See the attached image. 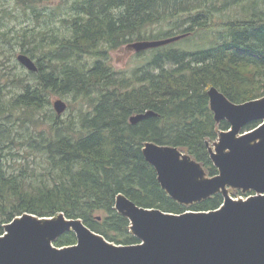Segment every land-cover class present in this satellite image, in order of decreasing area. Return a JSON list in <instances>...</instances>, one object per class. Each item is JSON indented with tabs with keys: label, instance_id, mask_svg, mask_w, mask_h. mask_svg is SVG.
Instances as JSON below:
<instances>
[{
	"label": "trees",
	"instance_id": "obj_1",
	"mask_svg": "<svg viewBox=\"0 0 264 264\" xmlns=\"http://www.w3.org/2000/svg\"><path fill=\"white\" fill-rule=\"evenodd\" d=\"M7 1L0 0V235L23 213H63L110 242L133 244L139 240L129 220L114 209L118 193L173 213L220 206L219 193L189 206L170 198L142 147H178L209 176L218 173L207 143L229 123L214 120L207 89L217 87L234 103L264 95V0H61L55 7L12 0L31 25ZM198 33L213 35L208 46L156 48L131 74L106 59L107 49L133 41ZM18 53L37 70L20 65ZM55 94L79 105L58 115ZM149 110L156 115L129 122ZM74 243L69 231L54 245Z\"/></svg>",
	"mask_w": 264,
	"mask_h": 264
},
{
	"label": "water",
	"instance_id": "obj_2",
	"mask_svg": "<svg viewBox=\"0 0 264 264\" xmlns=\"http://www.w3.org/2000/svg\"><path fill=\"white\" fill-rule=\"evenodd\" d=\"M185 35L139 40L127 47L139 52ZM16 59L28 71L37 70L27 54L18 53ZM207 96L214 120L230 125L219 131L213 147L207 143L216 175L206 176L199 162L175 146L147 141L142 154L170 198L189 205L219 193L223 201L218 208L166 212L138 206L118 193L114 209L129 220L130 231L139 240L124 245L108 241L80 218L23 213L4 224L0 264H264V95L234 103L212 85ZM52 106L61 114L67 104L56 98ZM154 115L151 110L133 114L129 122ZM253 121L258 124L245 130ZM229 188L255 194L234 199ZM69 231L76 243L55 246Z\"/></svg>",
	"mask_w": 264,
	"mask_h": 264
},
{
	"label": "rangeland",
	"instance_id": "obj_3",
	"mask_svg": "<svg viewBox=\"0 0 264 264\" xmlns=\"http://www.w3.org/2000/svg\"><path fill=\"white\" fill-rule=\"evenodd\" d=\"M61 2V0H44V4L51 5V7H55ZM5 7H7L11 12H14V15H17L19 20L23 21L24 24L31 25L34 23V20L28 19L29 15H27V11L23 12L21 8H18L15 6L14 2L12 0H8L7 2L3 3ZM62 16L56 17V21L54 22L55 25L61 26ZM18 21H10L8 24L9 26L16 25ZM157 29V26L155 27V30ZM213 39V35H206L204 33H198V34H191L187 37H183L182 39H179L178 41L172 42L168 45H165L163 47L171 48V49H187V50H195L200 49L202 47L208 46L210 41ZM134 42V41H133ZM17 48V47H16ZM160 48V47H157ZM157 49H146L143 51L135 52L132 49H129L127 45H122L120 47H117L115 49H107L106 59L111 66V68L114 71L121 72L124 74H131L137 67L145 65L144 63L151 58L153 53H156ZM90 60V59H89ZM17 61V60H16ZM60 97L63 100H65L67 107L66 110L60 114V115H66L67 113H71V110H75L77 106L79 105V102H74L72 100V97H64L59 95H52V100ZM68 105L71 106L68 108ZM74 112V111H73ZM214 142L210 143V146L213 147ZM206 176H209L206 173ZM240 191V192H236ZM229 194L235 198V199H241L245 198L247 195V191L243 192L239 189H228ZM236 192V193H235ZM193 204V203H192ZM189 206V205H187ZM189 210V209H188Z\"/></svg>",
	"mask_w": 264,
	"mask_h": 264
}]
</instances>
